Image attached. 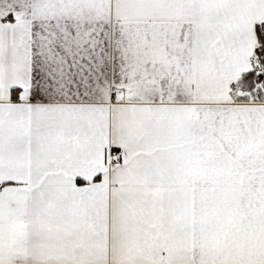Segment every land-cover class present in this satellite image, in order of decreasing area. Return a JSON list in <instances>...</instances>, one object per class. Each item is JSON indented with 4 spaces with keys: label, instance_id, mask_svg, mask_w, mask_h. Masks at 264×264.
I'll return each mask as SVG.
<instances>
[{
    "label": "snow or ice",
    "instance_id": "1",
    "mask_svg": "<svg viewBox=\"0 0 264 264\" xmlns=\"http://www.w3.org/2000/svg\"><path fill=\"white\" fill-rule=\"evenodd\" d=\"M0 264H264V0H0Z\"/></svg>",
    "mask_w": 264,
    "mask_h": 264
}]
</instances>
